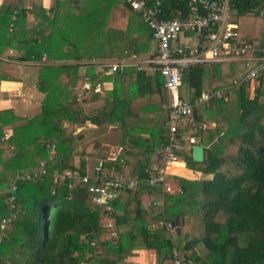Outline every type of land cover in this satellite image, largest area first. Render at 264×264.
Segmentation results:
<instances>
[{"label":"trees","instance_id":"trees-1","mask_svg":"<svg viewBox=\"0 0 264 264\" xmlns=\"http://www.w3.org/2000/svg\"><path fill=\"white\" fill-rule=\"evenodd\" d=\"M232 2L230 19L239 24L241 39L264 49V40L254 43L256 35L244 34L240 22L264 17V0ZM165 8L166 18L179 9L186 15L184 2L166 0ZM23 31L27 36L20 39ZM153 37L126 0H4L0 84L15 80L7 73L10 64L36 65L41 102L33 115L0 109V264H123L136 250H152L158 264H174L173 249L197 264H264V78L255 90L235 86V61L185 69L180 98L194 103L214 94L195 109L196 120L212 126L199 134L204 161L185 157L187 171L201 175H174L175 192H163L148 185L145 171L169 143L162 76L128 67L101 78L97 66L81 64L125 53L144 57L139 54L150 52ZM18 39L21 54L13 57ZM86 78L113 81L114 89L80 99ZM144 98L150 103L135 113L133 101ZM99 101L101 107L89 110ZM132 118L136 124L122 146L81 145L79 127L116 123L125 129ZM129 157H143L134 175L126 174ZM120 175L125 179L110 209L97 205L89 188L114 189ZM130 185V192L123 190ZM161 221L175 223L174 238Z\"/></svg>","mask_w":264,"mask_h":264},{"label":"built area","instance_id":"built-area-1","mask_svg":"<svg viewBox=\"0 0 264 264\" xmlns=\"http://www.w3.org/2000/svg\"><path fill=\"white\" fill-rule=\"evenodd\" d=\"M132 10L142 15L144 21L154 32L156 47L147 55H132L116 62L109 60L93 61L100 71L101 78L111 76L115 72H123L128 67H137L148 74L159 73L164 80L168 102L163 109L168 114L166 128L169 132V143L164 147L160 161L145 168L149 174L148 185L160 187L163 192L174 193L172 176L180 175L173 172L174 168L185 169L186 162L181 154L199 145V134L211 128V124L197 121L195 109L204 107L214 94L204 93L194 103L180 98L179 88L186 68L193 64L237 62L238 78L234 85H251V90L257 87V79L264 78V49H257L252 44L241 39L239 24L230 19L234 7L232 0H175L184 2L186 15L177 10L176 16L166 18V0H126ZM183 16V17H182ZM193 40V41H192ZM109 81L86 78L80 99L91 92L102 93L108 87ZM222 91L216 92L220 97ZM182 176V175H180ZM125 178L120 175L114 184V189L102 186H92L89 191L95 194L97 205L110 209L111 201L117 196L116 188L121 187ZM87 178L84 179V182ZM137 180L131 185L136 186ZM178 191H181L178 188ZM167 230L175 237L176 225L173 222L161 221ZM174 264H197L185 261L173 249Z\"/></svg>","mask_w":264,"mask_h":264},{"label":"rangeland","instance_id":"rangeland-1","mask_svg":"<svg viewBox=\"0 0 264 264\" xmlns=\"http://www.w3.org/2000/svg\"><path fill=\"white\" fill-rule=\"evenodd\" d=\"M240 22H242V24H244V26H242V31L244 34L248 33L249 38H252L253 36L256 35L257 38L254 39L255 40L254 43L258 44L259 43L258 41L260 39L264 40V17H256L253 15H248V16L241 18ZM123 44L127 45V43H123ZM155 46H156L155 43H153V41H151L150 50H154ZM139 55L145 56V54H139ZM129 57L130 56H126V53H125L121 57H118V58H115V59H112L109 61L110 62H116L120 59L129 58ZM92 62L93 61H82L81 63L85 69L86 66H88V65L96 66V63H92ZM18 65H20L19 70L22 68V70L18 71V72L24 81L23 82L24 86H23V90L21 93L25 94L24 98L26 99L25 101H22L23 98H21V102L24 104V106L29 103L30 107H34V108L36 106L39 107L40 102H41V96L37 91L38 67L36 65H23V64H18ZM11 68L13 70H14V68H15V70L17 69L16 67H11ZM97 70L100 71L99 67L97 68ZM7 73L12 76L13 71H8ZM108 90H111L110 86L105 91H108ZM105 91H103V93ZM181 92H182V90H181ZM184 92H185V90H184ZM21 96H23V95H21ZM185 96L187 97V92H185ZM150 101L151 102H157L158 97L155 96V97L151 98ZM2 103H3V101L0 102V104H2ZM94 103L95 104H93L89 107V110H95V109H97L103 105V101H99L98 103L94 102ZM146 103H150V102L147 101ZM24 106H23V108H24ZM12 108H14V107H12ZM22 111L23 112L21 114L26 113V110L22 109ZM31 113L32 114H29V115L35 114L34 111H32ZM136 121H135V123H136ZM129 122L131 125L132 124L131 120H129ZM112 127H116V126L113 125ZM112 127L107 128V129H105V127H104V128L97 129V130H94V129L91 130L92 128H90L88 125L85 127H79L77 129V132L80 133V135H87V139L84 137L83 141L81 142L82 143L81 145H88V144L92 143V141H96V142L97 141H100V142L103 141L104 143H107V144L111 143L112 145L117 144L119 146V144H120L119 139L124 134V132H123L124 130L121 129L122 127L119 128V130L118 129L113 130ZM190 154H191L190 151H184L182 153V159L186 162L185 157L187 155H190ZM185 169H187V164H186ZM180 171L181 170H178V173L183 174V172H180ZM187 174H188V176H191V177H199L201 175V173L199 171L194 170V169H188ZM172 181H173V179H172ZM203 252L204 251L200 249V253L203 254Z\"/></svg>","mask_w":264,"mask_h":264},{"label":"crops","instance_id":"crops-1","mask_svg":"<svg viewBox=\"0 0 264 264\" xmlns=\"http://www.w3.org/2000/svg\"><path fill=\"white\" fill-rule=\"evenodd\" d=\"M3 2H4V0H0V7L3 4ZM241 26H244V24H241ZM19 29H21V28H19ZM22 29H26V28H22ZM26 36H27V34L24 31L22 33H19L20 39H24V38H26ZM153 43H155L154 38H153ZM155 45H156V43H155ZM21 50H22V46L19 43V39H18L13 44L12 48L10 49V55H12L13 57H17V56H19L21 54ZM10 66L17 68L16 70H15V68H14V70L11 67L9 68V71H13L12 76L11 75H9V76L13 77L15 80L3 81L0 84V102L3 101V103L0 104V109L14 107L16 113H18L20 115H25L27 113L30 114L32 111H34L36 113L37 108H38L37 106L35 108L34 107H30V104L29 103L24 106V104L21 102V98L24 99V100L22 99V101H25L26 100L24 98L25 97L24 96L25 94L21 93L22 90H23V86H24L23 82L24 81H23V78L21 77V75L18 72V71H21L22 68L19 70L20 65H18L16 63H12V64H10ZM109 82L112 83V88L111 89H114V82L113 81H110V80H109ZM21 95H23V96H21ZM147 101H148V99H146V98H144V99H137L136 101L134 100L133 101V104H132L133 111L135 113L141 112L142 108L147 104L146 103ZM96 103H98V102H96ZM93 104H95V103H93ZM93 104H90V106L93 105ZM23 106H24V108H23ZM22 109L23 110H26V113L25 114H21L23 112ZM130 120H131V123L132 124L130 125V122H127V125H126V128L125 129L121 128V126H119L116 123L113 124L116 127H112L113 125L111 126L113 128V130L114 129H118L119 130V128H121L122 130H124L123 131L124 134L119 139L120 140L119 146H122L124 144V141H126V138L128 136V133H129L130 129L136 124L135 121L137 119L132 118ZM142 120L143 121H148V122L151 121L149 118H142ZM87 125L90 128H92L91 130H93V129L95 130L97 128L95 125H93L90 122ZM80 136H81V138H84L85 137L87 139V135H80ZM156 152H158V149H156ZM191 154H192V149H191ZM142 160H143V157L140 159V161H142ZM150 160H151V163L154 162V161H156L155 155H150ZM125 161H124V163H126V165H127L126 174L127 175L133 174V171H134L133 166L136 163H139L140 161H138L136 158H133V157H129ZM178 170H181L180 172H183V174H180L182 176L178 175L179 177H186V178L188 177L187 169L174 168L173 169V172L178 173ZM124 187L125 186L122 187L123 190H124ZM127 188L130 189L131 188V185H130V187H127ZM123 264H158V256L152 250H136L135 252H132L130 255H128L126 257V259L123 262Z\"/></svg>","mask_w":264,"mask_h":264},{"label":"water","instance_id":"water-1","mask_svg":"<svg viewBox=\"0 0 264 264\" xmlns=\"http://www.w3.org/2000/svg\"><path fill=\"white\" fill-rule=\"evenodd\" d=\"M79 138H81V136H79ZM159 150V149H158ZM192 157L193 160L195 162L201 163L204 161L205 159V149L202 145H195L192 147ZM124 190L126 192H130V189H128L127 187H124ZM179 224L177 223V226ZM178 232H179V227L177 228Z\"/></svg>","mask_w":264,"mask_h":264},{"label":"bare ground","instance_id":"bare-ground-1","mask_svg":"<svg viewBox=\"0 0 264 264\" xmlns=\"http://www.w3.org/2000/svg\"><path fill=\"white\" fill-rule=\"evenodd\" d=\"M178 168H180V167H178Z\"/></svg>","mask_w":264,"mask_h":264}]
</instances>
